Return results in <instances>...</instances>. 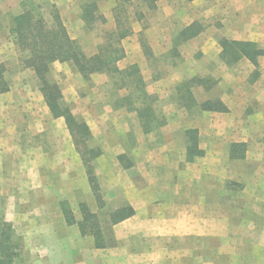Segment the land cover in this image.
Instances as JSON below:
<instances>
[{
    "label": "crops",
    "instance_id": "obj_1",
    "mask_svg": "<svg viewBox=\"0 0 264 264\" xmlns=\"http://www.w3.org/2000/svg\"><path fill=\"white\" fill-rule=\"evenodd\" d=\"M198 1H157L155 13L160 23L153 33L144 27L136 29L134 24L138 21L131 24V35L121 43L124 57L116 63V68L125 71L136 66L143 82V93H139L137 100L138 94L114 86L113 79L105 73H93L85 79L71 63L52 64L53 68L63 69L67 65L74 69L76 85L71 87L63 79L57 86L63 100L76 105L81 121L91 134L90 141H102L97 147L101 153L93 166L104 207L122 199L133 209L129 218L108 223V238L101 228L104 248H95L93 238L81 236L77 228L81 220L77 210L80 204L97 217L104 208H97L64 119L52 117L29 70L20 72L9 91L0 94L7 100L5 105H0V210L4 200L6 220L17 216V230L23 234V224L30 226L34 237L28 241L24 237L23 246L37 259H44L45 264H262L264 250L260 237L264 225L248 219L249 203L231 201L234 186H240L242 199L249 198L244 189L256 179L253 174H236L231 166L253 164L248 157L250 139L244 137H249L251 130L245 129L244 119L250 117L256 121L259 114L256 107L264 94L261 82L264 56L257 59L256 68L244 57L227 66L226 70H234L237 77L246 75L244 68L252 69L246 79L255 72L243 93H238L235 79L231 81L221 73L210 89L196 86L190 90L194 103L190 108L180 102L182 84L194 77L210 78L221 65L216 59L221 47L213 60L205 53L210 41L208 29L181 43L177 48L181 62L156 65L152 62L159 56L166 59L171 52L170 42L197 21L196 15L192 17ZM101 2L97 1L98 7ZM259 2L230 0L231 11L222 21L228 40L252 42L264 50L260 32L243 34L249 28L247 23L263 22L261 14L254 15L256 20L245 14L246 7ZM56 5L64 21L65 9L60 1ZM105 17L109 18L106 14ZM173 19L189 21L176 30V25L171 23ZM73 22L80 32L74 37L68 35L78 42L86 57L93 56L96 51H88L84 44L91 35L81 17ZM253 28L259 30L258 25ZM109 83L115 97L110 104L107 101L102 104V99L106 100L102 91ZM77 91L81 92L77 94ZM129 96L132 105L127 103ZM96 98L101 100L96 102ZM214 99L227 111L201 109V104ZM145 105L152 112L153 121L149 124L139 114ZM249 105L254 107L251 115L246 114ZM14 109L21 114V124L17 123V114L14 118L7 114ZM189 130L196 131L197 149L202 152L192 159H188L187 153L192 147ZM17 135L30 136V145H25L22 153L17 150ZM237 143L245 145L243 158L231 159V146ZM27 154L29 160L25 161ZM251 197L256 200L255 194ZM63 202L71 209L73 225H67L63 218ZM257 215L261 217L260 212ZM246 248L247 251L251 248L249 253Z\"/></svg>",
    "mask_w": 264,
    "mask_h": 264
},
{
    "label": "trees",
    "instance_id": "obj_2",
    "mask_svg": "<svg viewBox=\"0 0 264 264\" xmlns=\"http://www.w3.org/2000/svg\"><path fill=\"white\" fill-rule=\"evenodd\" d=\"M97 1L85 0L81 4L80 17L87 31L93 30L94 23L105 22L104 17L97 14ZM157 1L159 0H114L115 5L112 8L114 27L103 33L102 42L97 47L96 53L91 57H86L78 42L70 38L54 6H51V10L46 16L40 5L32 6L29 4L25 6L24 4L22 12L13 16L10 21L9 33L19 54L23 56V68L29 69L35 74L39 81V90L43 101L52 117H62L64 119L73 147L85 168L89 187L99 210L103 209L105 204L92 170L94 167L93 161L101 152L97 147L89 148L87 142L90 141L91 134L88 127L84 122L76 120L69 107L62 104L61 91L57 84L49 81L48 74L54 62H68L85 79L93 73H105L111 80L113 79L114 86L126 87L130 89L131 94H138L135 95L137 100L141 96L139 93H143V82L136 66H131L125 71H119L116 68V63L124 57L121 43L132 33L131 17L127 8L134 7L132 19L139 22L144 17L143 10H139L140 7L148 11L155 10ZM202 30L200 24L193 22L180 31L176 39L181 43L185 42L198 35ZM219 44L221 46L219 56L226 65H231L239 58L244 57L256 68L257 59L264 56V50L258 48L252 42L220 38ZM253 76H255V72H253ZM214 85L215 81L206 77H194L185 81L179 89L181 90V93H179L181 104L185 108L194 105L190 94L193 87L202 86L205 89H210ZM9 88L10 83L5 77L4 68L0 65V94L8 92ZM130 97L127 98V103L132 105ZM200 107L204 111H227L218 99L204 102ZM139 114L145 115V123L149 124L153 121L149 106L145 105L139 111ZM187 135L192 144L187 152L189 153L188 159L201 156L202 152L197 149L196 131L189 130ZM244 150L245 145L243 143L232 144L230 158L242 159ZM79 210L81 220L77 223V228L80 235L91 236L95 248H104L105 241L97 215L91 213L84 204L79 205ZM62 212L67 225L75 224L74 218L66 206H62ZM132 215L133 209L125 203L123 206L109 212L108 219L111 224H116ZM14 238L15 234L11 229V225L0 219V264H21L23 244L19 238L15 240Z\"/></svg>",
    "mask_w": 264,
    "mask_h": 264
},
{
    "label": "rangeland",
    "instance_id": "obj_3",
    "mask_svg": "<svg viewBox=\"0 0 264 264\" xmlns=\"http://www.w3.org/2000/svg\"><path fill=\"white\" fill-rule=\"evenodd\" d=\"M60 1L61 4L63 5L64 9H65V20L62 21L63 25L66 26V30L68 31L69 35L71 37H74L75 34H77L78 32H80V28L77 27L76 25H74V20L76 17L81 15V4L82 2H84L85 0H72L71 3L67 2L66 0H0V65H2V67L4 68L5 71V77L8 79L9 83H13V81H17V75L22 72L23 70H29V69H24L23 68V64H22V58L23 56H21L18 52V49L16 48V46L14 45L13 39L10 36L9 33V28H10V21L11 18L13 16H16L17 14L21 13L23 8H24V4L25 6H28L29 3L32 6H38L40 5L44 12V14L46 16H48L49 12H50V8L51 6H54L55 9L57 10L58 14H59V7L56 5V2ZM99 1V0H98ZM177 1V3H181L183 2V0H174ZM230 0H199L198 3L195 5V12H194V16L192 17L195 18V15L197 16V23L200 24V26H202L203 29H208V36L210 37V41H209V45L205 47V53L207 54V56H209L210 59H214L215 56V52L217 49H220V44H219V39L220 38H225L227 39V37H225V30L224 31V25L222 23L223 19L226 17V15H228V13L231 11L230 8L231 6H229ZM260 4H256L255 6L252 5L251 7H246L245 8V14L247 13V16H251L252 20H256V18L254 17V15L256 14H261L264 16V0H260L259 2ZM72 4V5H70ZM114 0H102V2L100 3V7H98L97 5V14L101 15L104 17L105 22L101 23V22H96L94 23V28L91 31H88L89 34L91 35V38L87 40H85V47H87L88 51H97V47L99 46V44L102 42V36L103 33L107 30H111L114 27V22H113V18H112V8L114 7ZM134 7H128L127 10L130 14V17L132 18V12L134 11L133 9ZM139 10H143L144 12V17L142 19V21L138 22L137 24H134L135 28H141L144 27L145 29H151L152 31L150 32H154V30H157V25L160 23V20H158L157 18V14L155 13V10H146L145 8L140 7ZM183 12V10H182ZM105 14L109 16V18L107 19L105 17ZM229 16V15H228ZM259 16V15H258ZM60 17V16H59ZM263 19V17H262ZM173 23V26L175 27L176 25V30L179 29V27H182V25L185 24V22L187 23L189 21V19H184V21H181L180 19H173L171 20ZM174 21V22H173ZM177 21V22H176ZM69 22V23H67ZM131 22V21H130ZM133 22H131L130 24L133 25ZM247 27L244 30V36H249L254 34L255 32H260V36L261 39H264V20L262 23H247ZM258 25L259 30L258 31H254L253 26ZM178 26V27H177ZM153 27H155L153 29ZM87 31V30H86ZM151 33V34H152ZM143 38V37H142ZM147 39H145L146 41ZM181 45V42H179L177 39H173L170 42L169 45V49L171 52H169L170 55L166 56V59L162 56H159V58L153 60L152 62L153 64H157V63H162V62H181V55H179L177 48H179V46ZM197 56L195 58L192 59V61H194V59H196ZM219 62H220V66L218 63V68L217 70H214V76L213 75H209L210 79L215 80L219 77H217L218 75H220L221 73H224L226 75H228L229 80L233 81L234 79L236 80V84L237 87H239L238 89V93L241 94L240 92H244V88L248 86V82L251 80V78H253V73H251L250 78L246 79L247 76L250 74V72L252 71V69H249L248 67L244 68V70L246 71V75L245 76H241L239 75V77L236 76V72L234 70L232 71H228L227 66L225 64V62L223 60H221L220 56L218 58H216ZM65 65L63 69H59V67H55L53 68L51 65L49 74H48V79L49 81L54 82L55 84L58 85V83L63 80V79H67L69 81V84L71 85V87H73L74 85H76V79L73 76V68L71 70V68H69V66ZM251 70V71H250ZM31 71V70H29ZM139 72V71H138ZM32 73V77L33 79L36 81L37 78L35 76V74L31 71ZM248 74V75H247ZM39 85V81H36ZM261 82L264 84V74L261 75ZM59 87V86H58ZM82 88V87H81ZM78 90H81L80 88ZM61 91V90H60ZM81 92V91H79ZM77 91V94L79 93ZM103 94L104 97L106 98L105 101H103L102 99V104H104V102H109V104L114 100L115 94L113 93V90L111 88V83L107 84V87H105L103 89ZM5 97H0V105H5L6 103V99H4ZM97 99V98H96ZM261 104H258V106L256 107V109L259 111V114H256V121L255 120H251V118H245L244 122H245V129L246 130H251V132L248 134L249 137L247 135H245L244 137H247L249 140V154L248 157L250 158L249 160L253 161V164L251 163V165L249 164H242V163H237V165H232L231 169L233 170V172H236V174L240 175H249L251 176L252 174L255 176V181H252L250 183L247 184V186L245 187V191L246 193L250 196L247 199H242L240 194H241V188L240 186H234L232 188V194H233V198H231V201H233V204H238L239 202H242L244 204L247 205L249 207H247L250 211V215L249 218L250 221L252 222H259L264 225V94L261 95L259 97ZM101 99H97L96 102H99ZM249 103V102H247ZM62 104H65V106H68L72 115L74 116V118L78 121H81L80 117H79V113L78 110L75 109L76 105L72 102H65L63 100L62 97ZM98 104V103H97ZM101 104V103H100ZM105 106V105H104ZM253 105H249V107L247 108L249 111H247L246 114L251 115L250 113H253ZM37 112L39 115H41V111L39 110V107L37 108ZM257 111V113H258ZM105 112V110L103 109V113ZM5 114V113H2ZM7 114H11L10 116H14V114H17V123L21 124V121L19 119L20 117V112L17 111L16 109H14V111H9L7 112ZM13 114V115H12ZM245 114V115H246ZM14 118V117H13ZM145 118V115H144ZM14 120V119H13ZM39 122H41L40 117L38 118ZM247 121V122H246ZM24 125V124H23ZM40 125H38L39 128ZM244 127V126H243ZM29 138L30 136L27 135H17V150L20 151V153L24 152L26 149L25 145H30L29 142ZM36 140H39V137H36ZM71 145L72 142H71ZM87 145L89 146V148H96V147H100L102 145V141L99 139H94L92 141H88ZM74 148V147H73ZM28 154L26 155V159L25 161H28ZM125 160V159H124ZM123 160V163L126 164V162ZM94 167L92 172H94ZM56 174V173H55ZM95 174V173H94ZM219 174H221V172H219ZM217 175L215 173L216 176H221V175ZM216 184V183H215ZM219 184V183H218ZM242 186V185H241ZM218 186H215V188H217ZM224 189V188H223ZM254 192V193H253ZM238 193V194H237ZM252 194H255L256 196V200L253 199ZM247 202V203H246ZM1 203H4L2 206V209L0 210V219H3L5 222L9 223L11 225V229L13 230L14 234H15V238H19L23 244V242H25L24 237L26 238V241H28L29 239H32L34 237V233L33 231L30 229V226L27 227V224H23V227H25V233L23 234L22 232H19V230H17V216H12V220L8 221L6 220V215L5 213V201L2 200ZM125 204V202L122 199L117 200V202H113V203H109L106 207H104V210L102 211V213H100V215H98V220H99V224L101 226V228H103L104 231H106L107 234H105V236L108 238L109 237V221L107 218V214L110 211H113L114 208H118L121 207ZM62 206H66L70 212L71 209L69 207V205L67 204V202H63L61 203V207ZM216 207V206H215ZM77 210H79V208L77 207ZM256 212V213H255ZM261 214L257 215V213ZM72 214V212H71ZM73 216V214H72ZM64 218V217H63ZM74 218V217H73ZM102 230V231H103ZM261 237L260 239L262 240L263 246L262 249L264 250V231L261 233ZM23 246V245H22ZM29 249V248H28ZM251 250V248H246V251L249 253ZM22 260H21V264H45L44 259H37L36 255L34 253H29V251H27L26 246L24 245L22 248ZM37 255H41L42 253ZM262 264H264V254L262 255ZM38 261V262H37Z\"/></svg>",
    "mask_w": 264,
    "mask_h": 264
}]
</instances>
